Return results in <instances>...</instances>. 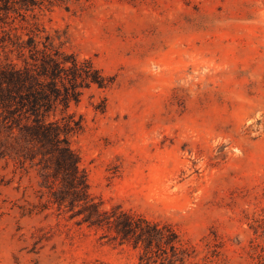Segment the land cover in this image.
<instances>
[{
  "label": "rangeland",
  "instance_id": "374dc122",
  "mask_svg": "<svg viewBox=\"0 0 264 264\" xmlns=\"http://www.w3.org/2000/svg\"><path fill=\"white\" fill-rule=\"evenodd\" d=\"M39 22L112 81L69 109L100 208L173 227L187 264H264V0H55ZM39 189L0 160V264L141 263L107 228L39 212Z\"/></svg>",
  "mask_w": 264,
  "mask_h": 264
},
{
  "label": "trees",
  "instance_id": "16d2710c",
  "mask_svg": "<svg viewBox=\"0 0 264 264\" xmlns=\"http://www.w3.org/2000/svg\"><path fill=\"white\" fill-rule=\"evenodd\" d=\"M54 5L55 0H0V160L22 174L36 173L39 212L55 208L78 225L107 228L121 245L141 250L140 264H187L195 247L173 227L103 211L92 198L71 145L83 119L69 109L79 103L82 89L112 81L42 35L40 13Z\"/></svg>",
  "mask_w": 264,
  "mask_h": 264
}]
</instances>
